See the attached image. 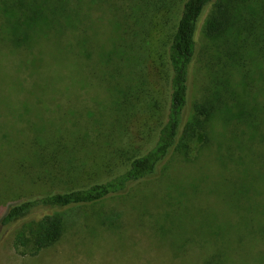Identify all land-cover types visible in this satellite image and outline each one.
Instances as JSON below:
<instances>
[{
  "label": "trees",
  "instance_id": "obj_1",
  "mask_svg": "<svg viewBox=\"0 0 264 264\" xmlns=\"http://www.w3.org/2000/svg\"><path fill=\"white\" fill-rule=\"evenodd\" d=\"M94 6L117 11L119 23L112 25L110 19L100 29L97 23L95 33ZM0 34L16 50L29 53L41 43L53 42L66 60H92L94 74L76 89L101 83L98 87L116 95L108 112L112 124L103 116L106 111L102 113L108 104L96 101L95 95L92 100L99 105L94 110L76 108L77 120L85 113L99 114L96 123L102 125L101 131L90 124L84 127L77 136L78 150L65 135L48 134L44 140L38 127L30 128L34 138H16L17 144L11 129H0V247L9 240L18 255L39 256L76 226L70 221L74 211L127 193L154 177L172 153L189 160L199 134L209 148L218 124L223 128L218 133L219 150L226 146L229 156L219 157L221 167L225 172L230 166L243 169L230 182L234 211L241 216L239 221H253L251 212L263 215L252 199L259 194L254 184L264 181V174L246 171L264 167V106L257 95L250 102L251 94L245 98L243 93L253 79L264 85V0H119L118 6L113 0H0ZM152 40H159L153 52ZM150 53H155L160 75L157 87L146 80ZM196 81L199 97L186 119ZM145 118L152 124L135 126ZM233 143L237 155L230 151ZM23 169L39 170L40 178L22 175L27 174ZM21 175L29 192L39 180L51 182L54 189L7 199L18 184L14 179ZM189 185L200 189V181ZM184 191L181 203L193 202L195 196ZM101 213L96 220L106 229L120 222L114 211ZM256 234H264L263 222L251 232ZM196 260V264L222 261L220 256Z\"/></svg>",
  "mask_w": 264,
  "mask_h": 264
},
{
  "label": "rangeland",
  "instance_id": "obj_2",
  "mask_svg": "<svg viewBox=\"0 0 264 264\" xmlns=\"http://www.w3.org/2000/svg\"><path fill=\"white\" fill-rule=\"evenodd\" d=\"M113 3L118 6L119 0H113ZM92 10L96 18L94 32L97 23L100 29L108 26L110 19L112 25L120 21L117 11L111 13L106 8L95 6ZM158 41L152 40V52ZM59 53L58 45L53 42L41 43L29 53L24 49L16 50L0 34V129H11L15 144L18 143L16 138H34L35 133L30 131L34 126L43 131L41 137L44 140L49 139L48 134L65 135L67 142L78 150L77 136L84 133V127L90 124L101 131L102 125L96 123L99 114L89 117L85 113L84 118L77 120L76 108L84 105V112L94 110L99 105L96 101L108 104L102 113L106 111L103 115L106 122H113L108 112L113 108L110 104L116 99L115 94L100 88L101 83L98 85L100 87L76 89L83 80L85 82L94 74L91 68L93 61L85 59L82 63L70 56L66 60ZM154 55L150 53L147 57L149 61L145 64V70L148 73L147 84L157 87L160 75H157ZM259 81L251 80L250 90L244 92L243 97L246 98L249 92L252 102L257 95L259 104L264 106V85ZM94 95L97 98L95 102L92 100ZM198 97L199 83L196 81L191 86L186 119ZM77 121L80 125L75 126ZM151 124L147 118L135 121V126L139 128ZM222 130L221 124H218L209 148L204 147L205 137L199 134L192 144L189 160H182L172 153L154 177L133 186L127 193L74 211L70 221L77 222L76 226L68 231L60 243L39 256H20L9 240L4 242L0 247V264H196L197 257L201 261L215 256L221 257L220 264H264V234L251 236V232L259 229V223H264V181L254 184L259 194L252 199L254 205L260 204L263 215L251 212L253 221H239L241 216L234 211L230 182L243 169L230 166L225 172L221 167L219 157L228 155L226 146L219 150L218 133ZM230 146L231 153L237 155V144ZM261 149L263 154L264 146ZM227 158L222 160L232 162ZM23 170L27 172L22 173L24 176L40 178L37 169ZM259 170L248 168L246 172L263 175L264 167ZM22 175L18 180L14 179L18 184L7 199H21L40 193L41 189H54L50 181L40 184L39 180L29 192ZM197 181H200V189L192 190L189 183ZM183 191L195 196L194 201L181 203ZM108 211L118 213L120 222L106 229L97 222L96 216ZM158 221H163L165 226L160 228L162 224H157Z\"/></svg>",
  "mask_w": 264,
  "mask_h": 264
}]
</instances>
